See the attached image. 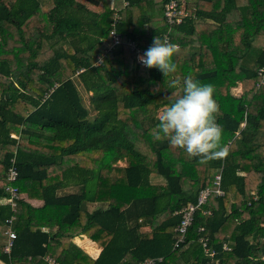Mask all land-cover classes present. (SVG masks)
Returning <instances> with one entry per match:
<instances>
[{
    "label": "trees",
    "instance_id": "16d2710c",
    "mask_svg": "<svg viewBox=\"0 0 264 264\" xmlns=\"http://www.w3.org/2000/svg\"><path fill=\"white\" fill-rule=\"evenodd\" d=\"M128 1L0 0V264H264V47L253 44L264 0H188L172 27L171 0ZM116 10L122 42L111 48ZM166 35L179 47L168 79L215 87L224 159L199 164L153 137L179 89L128 41L147 50ZM218 175L224 194L211 193L176 245L178 212ZM10 184L23 196L15 210Z\"/></svg>",
    "mask_w": 264,
    "mask_h": 264
},
{
    "label": "clouds",
    "instance_id": "9594fccd",
    "mask_svg": "<svg viewBox=\"0 0 264 264\" xmlns=\"http://www.w3.org/2000/svg\"><path fill=\"white\" fill-rule=\"evenodd\" d=\"M178 52V45L155 36L152 45L138 56L144 67L162 72L168 89H179V95L172 92L175 99L156 113L158 123L153 137L166 140L171 148L182 150L199 164L224 159L228 148L222 143L223 128L216 119L219 106L214 99L215 87L195 80L190 74L169 80L177 72L173 57Z\"/></svg>",
    "mask_w": 264,
    "mask_h": 264
},
{
    "label": "built area",
    "instance_id": "2783aa9c",
    "mask_svg": "<svg viewBox=\"0 0 264 264\" xmlns=\"http://www.w3.org/2000/svg\"><path fill=\"white\" fill-rule=\"evenodd\" d=\"M122 2H123V8L129 5L128 0H122ZM187 5H188V0H171L165 5L164 17L170 27L176 26L182 23L184 19L188 16ZM119 12L120 10L115 11V19L112 24L113 30L111 32V37H112L111 44H110L111 48L119 46L122 42V35L117 31V24L119 23V19H120ZM166 39L169 40V37L167 35H166ZM128 45L132 51H135L137 53V59L139 55H142L146 51V49H141L139 45L132 39L128 41ZM138 63L141 64L139 60H138ZM258 73L262 77V83H264V65L260 67ZM12 137H14V135H12ZM17 177H18V171L15 168V165H13L9 170L8 180L11 182H15ZM5 191L9 195L8 198L6 199L7 203L10 205L12 210H15L18 207L19 201L23 198L22 194L19 192L18 187L12 184L8 185ZM212 192H215L218 195L224 194V191L221 188V175H218L216 177V181L213 187L205 188L201 190L197 203H190L178 212L182 216V219L176 229V232L178 234V241L176 245L185 241L187 233H188V229L190 228V226L192 225L194 221V217H195L197 210L200 208L202 204H204V202H206L207 198L211 195ZM15 220H16V217L12 216L6 221L7 223L6 234L9 236V240L5 248L6 253L10 252L13 242L17 237L16 232L13 229ZM199 231L204 232L205 228L201 227ZM200 242L203 243L205 248H207L208 243L206 239L201 238ZM225 248L229 249V247L226 245H225ZM207 251H208V248H207ZM211 254L214 255V252H212ZM47 260L51 264H57L56 261L52 258H47ZM162 260L163 258L161 257L160 258H148L140 264H158Z\"/></svg>",
    "mask_w": 264,
    "mask_h": 264
},
{
    "label": "crops",
    "instance_id": "0c3cea01",
    "mask_svg": "<svg viewBox=\"0 0 264 264\" xmlns=\"http://www.w3.org/2000/svg\"><path fill=\"white\" fill-rule=\"evenodd\" d=\"M261 39H264V37H262V36H261V37H257V38L254 40L253 44H254L255 46H257L258 41L261 40ZM258 47H264V45H262V46H258ZM2 157H3V153L0 151V158H2ZM37 203H38V202L34 201V204H37ZM146 230H149V229L147 228ZM77 242H78V243H81V244L86 248V250L88 249L87 252H88L90 255H92L94 258H96V257L99 255V252H100V248H99V246H97V245H95V244H94V245H93V244H89L86 238L82 239V238L80 237V238L77 239ZM94 252H97V254L94 255Z\"/></svg>",
    "mask_w": 264,
    "mask_h": 264
},
{
    "label": "rangeland",
    "instance_id": "374dc122",
    "mask_svg": "<svg viewBox=\"0 0 264 264\" xmlns=\"http://www.w3.org/2000/svg\"><path fill=\"white\" fill-rule=\"evenodd\" d=\"M109 2H110V4L111 5H114V2H115V0H109ZM45 9H49V6H47V7H45ZM262 45H264V39H261V40H259L258 41V44H257V46H262ZM84 99H85V104L88 106V103H89V101H88V97H87V95L86 94H84ZM92 112V114H94L93 113V111H91ZM122 165H124V163H122ZM65 193H69L67 190L65 191ZM88 250V249H87ZM97 254V252H94V255H96Z\"/></svg>",
    "mask_w": 264,
    "mask_h": 264
}]
</instances>
